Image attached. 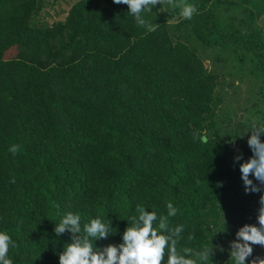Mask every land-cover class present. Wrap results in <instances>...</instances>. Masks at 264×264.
I'll return each mask as SVG.
<instances>
[{
    "label": "trees",
    "instance_id": "trees-1",
    "mask_svg": "<svg viewBox=\"0 0 264 264\" xmlns=\"http://www.w3.org/2000/svg\"><path fill=\"white\" fill-rule=\"evenodd\" d=\"M40 3L0 0V230L16 243L13 264H58L70 242L53 231L59 214L111 219L118 231L102 246L120 242L138 204L159 217L168 201L169 225H184L178 249L207 245L213 264H233L228 242L258 206L232 164L236 150L251 155L236 136L254 117L218 119L219 77L191 45L264 92V0H175L173 23L160 2L145 16L152 31L112 0H82L53 25L34 20ZM184 3L197 6L191 19Z\"/></svg>",
    "mask_w": 264,
    "mask_h": 264
},
{
    "label": "clouds",
    "instance_id": "clouds-1",
    "mask_svg": "<svg viewBox=\"0 0 264 264\" xmlns=\"http://www.w3.org/2000/svg\"><path fill=\"white\" fill-rule=\"evenodd\" d=\"M112 2L126 5L127 13L138 26L147 31L154 30L155 25L148 24L145 16L151 14L161 0ZM196 12L197 6L194 3L180 5L179 14L184 19H191ZM246 134V143L251 155L245 159L243 153L236 150L232 164L238 167L244 193L259 194L258 206L255 209V222L240 226L235 231L234 238L228 242L229 254L233 264H264V258L253 257V246L264 248V120L252 119L248 124V131L243 136L236 137L243 138ZM19 149L18 144L8 147V151L13 155ZM166 209L167 214L158 217L155 211H149L138 204L135 215L129 218L130 222L120 234V242L102 246H97L95 242L107 240L110 235H114L113 229L118 231L113 227L111 219L106 221L96 216L82 224L79 212L67 211L59 214L53 231L57 236L67 231L70 242L59 252L58 264H213V247L203 245L194 249L183 246L178 249L184 225L170 226L168 218L176 216L178 209L171 201L166 202ZM223 227L225 229V220ZM191 238L189 235L188 239ZM15 246L16 243L8 232L0 230V264H13L9 249Z\"/></svg>",
    "mask_w": 264,
    "mask_h": 264
},
{
    "label": "rangeland",
    "instance_id": "rangeland-1",
    "mask_svg": "<svg viewBox=\"0 0 264 264\" xmlns=\"http://www.w3.org/2000/svg\"><path fill=\"white\" fill-rule=\"evenodd\" d=\"M80 1L82 0H41L40 9L34 16V20L46 25L64 21L71 8ZM174 2L175 0H161L162 6L159 11L161 17L171 23L174 22L172 15ZM258 25L264 27V18L258 21ZM191 46L202 59L207 70L216 73L219 77V86L216 92L222 101L219 104L220 109L217 111L218 119L222 118V111L231 118L244 120L246 116L256 118V110H264V92L258 81L244 69L237 67V64L231 60L222 59L219 61V51L207 49L195 43H192ZM10 53L11 51L7 56Z\"/></svg>",
    "mask_w": 264,
    "mask_h": 264
}]
</instances>
